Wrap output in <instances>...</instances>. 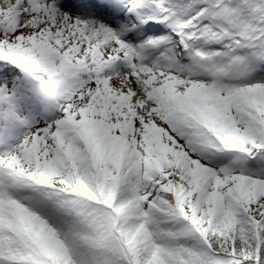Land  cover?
Masks as SVG:
<instances>
[{
    "label": "snow or ice",
    "instance_id": "snow-or-ice-1",
    "mask_svg": "<svg viewBox=\"0 0 264 264\" xmlns=\"http://www.w3.org/2000/svg\"><path fill=\"white\" fill-rule=\"evenodd\" d=\"M0 264H264V0H0Z\"/></svg>",
    "mask_w": 264,
    "mask_h": 264
}]
</instances>
